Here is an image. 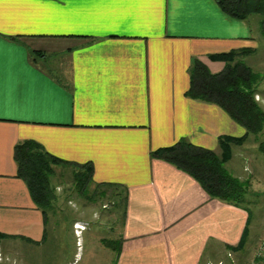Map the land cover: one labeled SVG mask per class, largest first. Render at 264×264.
Here are the masks:
<instances>
[{
  "label": "crops",
  "instance_id": "crops-1",
  "mask_svg": "<svg viewBox=\"0 0 264 264\" xmlns=\"http://www.w3.org/2000/svg\"><path fill=\"white\" fill-rule=\"evenodd\" d=\"M253 42L248 19L215 0H0V264H33L24 245L48 234L18 176L24 140L73 174L92 165L94 186L125 191L110 264H264L260 181L246 162L231 166L245 143L226 167L249 181L248 208L152 155L181 139L220 154L222 135L245 134L219 105L186 93L195 58L219 72L225 63L210 54Z\"/></svg>",
  "mask_w": 264,
  "mask_h": 264
},
{
  "label": "trees",
  "instance_id": "trees-1",
  "mask_svg": "<svg viewBox=\"0 0 264 264\" xmlns=\"http://www.w3.org/2000/svg\"><path fill=\"white\" fill-rule=\"evenodd\" d=\"M215 1L225 14L236 19L246 20L253 14L261 15V33L264 35V0ZM254 52L253 47H243L210 54V59L225 63L219 72H212L200 58H195L189 70L190 86L187 96L219 105L245 128L243 136L222 135L219 138L222 149L220 154L187 139L152 152L154 157L162 158L192 175L212 198L245 208L252 203L249 198L250 183L234 176L227 169L226 163L232 157L234 144L242 145L251 135L264 133V108L256 99L260 92L262 74L245 61V57ZM262 150L264 151V146ZM14 155L18 176L26 182L33 200L48 220V211L55 198L51 178L56 173V167L67 162L49 153L35 140L18 143ZM73 175L78 191L84 192L93 185L92 165L78 167ZM95 188L100 193L111 188L118 190L117 195L121 193L120 186L116 184H97ZM122 192L125 215L127 196L125 191ZM103 242L118 251L119 240Z\"/></svg>",
  "mask_w": 264,
  "mask_h": 264
},
{
  "label": "rangeland",
  "instance_id": "rangeland-1",
  "mask_svg": "<svg viewBox=\"0 0 264 264\" xmlns=\"http://www.w3.org/2000/svg\"><path fill=\"white\" fill-rule=\"evenodd\" d=\"M261 20L259 14L248 18L254 31L253 47L256 48L254 53L245 57V61L262 74L256 99L264 108V35L261 33ZM262 146L264 133L251 135L243 146L235 149L236 156L231 166L241 164L243 168L241 162L249 164L253 176L260 181L254 187L261 189L264 197ZM51 186L55 198L48 211L47 239L42 246L25 243L23 249L28 258L34 261L33 264H110L108 260L114 257V251L103 240L118 238L123 221V192L117 195L118 190L111 188L100 193L94 185L84 192L78 191L73 168L70 167L57 166ZM252 209L255 211L258 208L254 205ZM78 225L84 228L79 231Z\"/></svg>",
  "mask_w": 264,
  "mask_h": 264
},
{
  "label": "built area",
  "instance_id": "built-area-1",
  "mask_svg": "<svg viewBox=\"0 0 264 264\" xmlns=\"http://www.w3.org/2000/svg\"><path fill=\"white\" fill-rule=\"evenodd\" d=\"M262 255L264 254V242H263V245H262V253H261ZM217 264H225L224 262H219V263H217Z\"/></svg>",
  "mask_w": 264,
  "mask_h": 264
},
{
  "label": "bare ground",
  "instance_id": "bare-ground-1",
  "mask_svg": "<svg viewBox=\"0 0 264 264\" xmlns=\"http://www.w3.org/2000/svg\"><path fill=\"white\" fill-rule=\"evenodd\" d=\"M76 227L79 229V231H80V229L84 228V227H82V226H80V225H78V226H76Z\"/></svg>",
  "mask_w": 264,
  "mask_h": 264
}]
</instances>
